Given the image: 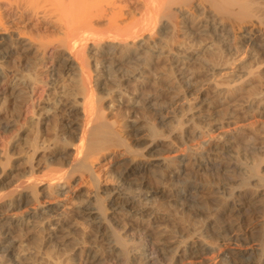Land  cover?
<instances>
[{
  "label": "bare ground",
  "instance_id": "bare-ground-1",
  "mask_svg": "<svg viewBox=\"0 0 264 264\" xmlns=\"http://www.w3.org/2000/svg\"><path fill=\"white\" fill-rule=\"evenodd\" d=\"M0 264H264V0H0Z\"/></svg>",
  "mask_w": 264,
  "mask_h": 264
},
{
  "label": "rangeland",
  "instance_id": "rangeland-1",
  "mask_svg": "<svg viewBox=\"0 0 264 264\" xmlns=\"http://www.w3.org/2000/svg\"><path fill=\"white\" fill-rule=\"evenodd\" d=\"M148 88H149V89H148ZM146 89L149 91V90H151V87H150V86H147ZM237 99H239V97H238ZM222 108H225V107L219 106V110H221ZM223 111H224V109L221 110V112H223ZM125 113H126V112H124L123 115H124ZM124 116H125V115H124ZM153 183H154V184H153ZM153 183H151V184H153V185H155V186L150 185V186H151V189H152V190H153V189H154V190H155V189L157 190V188L160 187L158 190L161 191L162 188L164 187L162 184H164V183H166V182L163 181V182L159 183V184H160L159 187H158L159 184H158L157 182H154V181H153ZM157 184H158V185H157ZM156 185H157V186H156ZM151 204H152V205H153V204H154V205L159 204L158 207L161 205V203L158 202V200H157L156 202H154V203L152 202ZM154 205H153V206H154ZM156 207H157V206H156ZM71 217H72V216H71ZM71 217H70V216L68 217V218H70L68 221H69L70 223H72L73 225L70 226V223H69V222H68V225H66V226H69V228H70V227L72 228V227L74 226L73 221H74L75 219L73 220V218L71 219ZM169 218H170V217H169ZM70 220H71V221H70ZM172 220H175V219H172ZM178 220H180V219H178ZM178 220H175V221H177V223H178ZM74 222H75V221H74ZM179 222H180V223H178L177 228H176L177 231H176V229H175V230H170V231H173L172 233H174V234H169L170 231L167 232V234H168V236H169V237H167V235L165 236L167 241H171V242H173V240L176 239V237H174V236H177V235H175L176 233L179 234L180 232H183V233H184V232L186 231V230H184V229H186V225H185V223L181 224L182 221H179ZM124 224H125V223H124ZM124 224H123V225H124ZM181 225H182V229H181ZM184 227H185V228H184ZM69 228H67V229H69ZM183 228H184V229H183ZM72 229H73V228H72ZM178 230H180V231H178ZM182 230H184V231H182ZM69 231H70V232H69ZM69 231H68L69 233L67 232V230H66V231H63V230H62V232L60 231V234H63L64 239L66 238L65 235L68 234L67 237H70L71 233L74 234V235L72 234L73 236H71L70 238H67L65 241H64V239L62 238L63 236H62V235H59V233H57V236H59L58 238H60V240H58L57 243H56V240H52V242L54 243V245L57 244V245H56V248L58 247L57 250L62 246V247H61L62 250H61V249L58 250V251L56 250L58 253L60 252V253H59L60 255L63 254V255H61V258H62V259H64V257L67 256V255L73 256V259H76L77 257H74V256H75V251H76V250H75L76 248H75L74 246L77 247L78 244L81 245L80 240H79L78 237H77V234H76V236H75V232H73V230H72V231L69 230ZM134 231H135V229H134V230H130L129 232L133 234ZM174 231H176V232H174ZM32 232H33V233H31V231H29V233L26 235V237H27L28 239L26 240L25 244H26V243L29 244L30 241L32 242V241L34 240L35 236L37 235V234L35 233V231H32ZM63 232H64V233H63ZM66 232H67V233H66ZM30 233H31V234H30ZM170 233H171V232H170ZM32 234H33V235H32ZM69 234H70V235H69ZM170 235H172L171 238H170ZM57 236H56V237H57ZM36 237H37V236H36ZM56 237H54V239H55ZM75 237H77V238H75ZM58 238H56V239H58ZM61 238L63 239V243H62V239H61ZM73 238H74L75 241H72ZM167 238H168V239H167ZM169 238H170V239H169ZM71 239H72V240H71ZM76 240H77V241H76ZM71 242H72V243H71ZM78 242H79V243H78ZM60 243H61V244H60ZM70 243H71V244H70ZM74 243H75V244H74ZM77 243H78V244H77ZM58 244H59V245H58ZM64 244H65V245H64ZM66 244H67V245H66ZM80 245H79V247H80ZM59 246H60V247H59ZM63 246H64V247L66 246L67 248H66V249L64 248V250H63ZM70 246H71L72 248H71ZM30 247H31V246H30ZM79 247H78V248H79ZM68 248H69V249H68ZM78 248H77V249H78ZM71 250H72L73 253L71 252ZM61 251H62V252L64 251V253H61ZM65 251H66V252H65ZM67 251H68V252H67ZM69 251H70V252H69ZM66 253H67V255H66ZM68 253H69V254H68ZM71 254H72V255H71ZM70 256H68V257H70Z\"/></svg>",
  "mask_w": 264,
  "mask_h": 264
}]
</instances>
